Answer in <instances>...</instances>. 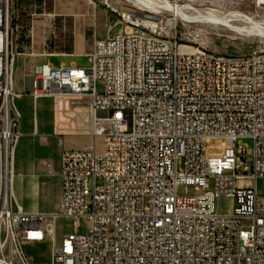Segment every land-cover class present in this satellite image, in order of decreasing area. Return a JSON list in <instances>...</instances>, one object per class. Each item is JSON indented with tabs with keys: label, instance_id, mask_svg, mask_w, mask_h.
Listing matches in <instances>:
<instances>
[{
	"label": "built area",
	"instance_id": "obj_1",
	"mask_svg": "<svg viewBox=\"0 0 264 264\" xmlns=\"http://www.w3.org/2000/svg\"><path fill=\"white\" fill-rule=\"evenodd\" d=\"M119 18L88 66L35 68L31 96L90 95L89 131L103 141L62 151L61 210L49 213L25 211L14 195L22 131L0 25V264H264V51L186 49L128 10ZM215 137L224 151L209 155ZM60 216L73 230L58 240ZM47 240L51 259L38 262L26 246Z\"/></svg>",
	"mask_w": 264,
	"mask_h": 264
},
{
	"label": "rangeland",
	"instance_id": "obj_2",
	"mask_svg": "<svg viewBox=\"0 0 264 264\" xmlns=\"http://www.w3.org/2000/svg\"><path fill=\"white\" fill-rule=\"evenodd\" d=\"M168 2L175 5H190L193 10L190 13L211 15L214 17L227 16L232 13L244 14L252 17L260 26L261 31L253 28L252 24L234 21L235 26L244 28L243 31L231 30L226 25L214 24L203 21H187L181 16L175 15L172 11L160 9L154 15L159 21V26L154 27L161 33L162 36L176 40L182 43L186 49L207 48L215 53L228 56H244L254 50L264 51V2L261 0H156L161 3ZM7 3V5H5ZM4 8L8 13L9 18V36L10 42L14 34V16L17 11L23 10L26 13H37L40 18L51 17L52 31L58 32L63 28V18H67L69 23L67 26H73L72 19L78 24L83 19L82 14L86 15L87 11L94 14L96 18L106 23L108 21L109 36H114L122 27L119 22V13H125V10L130 11L136 17H141L142 6L138 5L134 0H5ZM66 13L67 16H59L57 13ZM74 14V15H73ZM55 17V18H54ZM131 26V25H125ZM252 26V27H251ZM251 27V28H250ZM66 28V26H65ZM68 28V29H69ZM94 33L93 28L87 29V38ZM10 47V46H9ZM75 63L79 66H88L87 57H72ZM62 58L53 57L51 62L59 64ZM16 78V75H15ZM16 86V80L13 87ZM15 91V89H14ZM17 94H19L17 92ZM42 98H51L44 96ZM81 108V107H80ZM78 108V109H80ZM54 115V106L52 107ZM100 115H106V112L100 111ZM52 118L50 112L39 113V117ZM21 120V116H20ZM79 117L76 121L79 122ZM83 127H87L84 123ZM48 128V127H46ZM38 136V147L44 155L41 159L46 160V169L50 171L44 177L45 184L42 186V194L40 203L38 197L31 189L28 171H23V168L15 169V192L20 202H23L27 208L39 207L43 211L59 212L61 210L60 196L56 188L60 185L59 163L56 159V153L61 152L63 148L78 147L75 144H81L80 147L91 146L97 140L98 149H102V138L95 139L93 135H56L49 134V129L42 130ZM84 131H89L84 130ZM224 138L215 137L207 142V151L209 155L222 154L224 151ZM243 145H247L250 150L253 149V140L245 138L242 140ZM49 163V164H47ZM231 171H226V174H231ZM259 186L262 187V181L259 180ZM202 190H196V194H202ZM192 187L180 185L178 194L191 195ZM38 204V205H37ZM217 208L221 212H229L232 208V201L229 198L221 197L217 201ZM249 222H244L246 228L249 227ZM57 238L61 237L73 230V222L67 217L60 216L57 219ZM28 254L38 262H48L51 259V243L49 240L38 245L26 246Z\"/></svg>",
	"mask_w": 264,
	"mask_h": 264
},
{
	"label": "crops",
	"instance_id": "obj_3",
	"mask_svg": "<svg viewBox=\"0 0 264 264\" xmlns=\"http://www.w3.org/2000/svg\"><path fill=\"white\" fill-rule=\"evenodd\" d=\"M64 14L66 13H57L59 16H67ZM82 16L83 19L78 24L72 19L73 26L71 28L67 26L69 20L64 17L62 20L64 27L60 28L58 32L52 31V20L49 16L40 18L37 13H26L19 9L14 16L15 28L10 49L14 58L13 85L16 80V86L14 87L15 91L12 89L15 94L14 105L21 116L22 131L15 150L14 167L15 169L21 167L23 171H28L31 189L37 195L38 203H40L42 186L45 184L44 177L50 171V167H48L49 170L46 169V160H40L44 156L40 151V146L38 147V136L43 133L42 130L49 129V134L52 136L93 134L91 131H84L92 128L90 120L94 112L90 109L92 102L90 95H58L52 99L42 97L34 99L30 94L37 66L45 63H49L53 67H57L61 63L77 65L72 57L88 58V53L95 40L110 37L108 21L104 23L101 18H96L90 11ZM88 28H93L94 31L89 38H87ZM53 57L62 59L56 65L51 62ZM53 106L54 115L51 111ZM40 112L43 114L50 112L52 118L49 116L42 119L39 117ZM99 113H97L98 116H103ZM76 117H79V122L76 121ZM84 123L87 124V127H83ZM75 145L78 147L73 148H83L80 147L81 144ZM65 149L68 148H63L61 152L56 153V159L60 165L59 171H61V153ZM56 191L60 196L61 204V179ZM14 195L17 202L27 212H52L43 211L38 206L27 208L23 202L18 200L15 187Z\"/></svg>",
	"mask_w": 264,
	"mask_h": 264
},
{
	"label": "bare ground",
	"instance_id": "obj_4",
	"mask_svg": "<svg viewBox=\"0 0 264 264\" xmlns=\"http://www.w3.org/2000/svg\"><path fill=\"white\" fill-rule=\"evenodd\" d=\"M134 1H136L139 6L140 5L142 6V8H140L142 9V12H140L139 14L141 17H137V18L140 21H142L144 24L150 25L152 27L159 26V21L157 20V17L154 15V13H156L158 10L162 8L165 10L172 11L175 15L181 16L183 19L187 21L211 22L214 24L226 25L229 28H231V30L243 31L244 28L235 26L232 23L234 21H241V22L252 24L253 28L261 31L260 26L257 24V22H255L252 17L248 15H244V14L232 13L227 16L214 17L211 15L200 14L198 11H196V14L190 13L191 10H193L194 12V9H192L190 5H175V4H169L168 2L162 3V1L160 3V2H156V0H134ZM261 1L264 2V0H261ZM4 2L5 0H0V25L2 23L5 26L6 30L8 31L6 37H8L7 43H8V48H9L10 46L9 24L10 23H9V18L7 16L8 13L6 9L4 8ZM5 5H7V3ZM119 15L123 16L125 15V13H119ZM127 24L131 26H135V18H131V16H124V25H127ZM4 39H5V36H4ZM0 46H1V36H0ZM11 91L13 92V89ZM239 181L240 182H245V181L250 182L251 180L249 178H239ZM11 264H19V263H11Z\"/></svg>",
	"mask_w": 264,
	"mask_h": 264
}]
</instances>
